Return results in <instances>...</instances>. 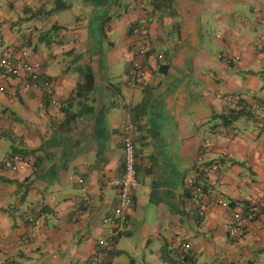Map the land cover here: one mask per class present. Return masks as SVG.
<instances>
[{
    "label": "crops",
    "instance_id": "0c3cea01",
    "mask_svg": "<svg viewBox=\"0 0 264 264\" xmlns=\"http://www.w3.org/2000/svg\"><path fill=\"white\" fill-rule=\"evenodd\" d=\"M52 4L0 0V50L52 85L24 89L0 71V264H87L99 238L101 264H264V204L242 234H226L233 215L264 202V0H171L170 13L148 0ZM70 8L71 22L52 19ZM81 67L92 88L69 102ZM235 95L243 102L230 104ZM251 103L230 124L217 116ZM86 106L64 130L66 112ZM126 120L138 186L115 228L101 219L117 200L107 182L122 171ZM212 162L219 168L202 177ZM191 181L223 205L198 216Z\"/></svg>",
    "mask_w": 264,
    "mask_h": 264
},
{
    "label": "built area",
    "instance_id": "2783aa9c",
    "mask_svg": "<svg viewBox=\"0 0 264 264\" xmlns=\"http://www.w3.org/2000/svg\"><path fill=\"white\" fill-rule=\"evenodd\" d=\"M131 32L136 34L138 28L132 27ZM256 44L264 45V35L258 36L256 39ZM139 55H143L145 50L143 47H139L137 50ZM13 59L16 58L12 56ZM11 51L10 49L0 50V67L6 69L7 74L20 78L23 81V88L27 89L30 87L40 86L44 89V92L51 93L52 85L50 80L41 76L40 73L30 62H24L21 60H11ZM225 62H228L229 59L225 58ZM131 84H137L140 81L141 66L138 62H132L131 64ZM230 104L234 105L236 103L243 102L241 96H232L229 98ZM52 104H57L55 99H51ZM252 110L255 109V103L250 104ZM133 131V123L130 120H126L122 126L121 133V143H122V171L118 177H115L107 182V185H110L116 189L117 200L115 205L111 209V215L104 216L101 221L107 225H113L115 228H119L126 220L127 212L132 204V192L137 188L138 182L136 180V170H135V161H134V146L131 139V132ZM231 156V154H229ZM15 158V157H14ZM15 159H18L16 157ZM219 164L212 162L206 164L200 168V175L202 177H207L212 172L217 171ZM190 189V204L195 208V211L198 216L203 215L205 205L210 206H219L223 205L222 198L219 196H209V194L201 187L197 182L191 181L189 183ZM263 201H256L252 204L246 206V208L241 212L233 215L230 224L227 226L226 234L229 238H235L239 236L246 230V225L253 221L259 209L263 206ZM105 238L97 239V248L94 250L92 255L89 257L87 264H101L102 259L105 255ZM180 251L186 252L189 248L188 243L179 244ZM170 264H179L178 262H172Z\"/></svg>",
    "mask_w": 264,
    "mask_h": 264
},
{
    "label": "trees",
    "instance_id": "16d2710c",
    "mask_svg": "<svg viewBox=\"0 0 264 264\" xmlns=\"http://www.w3.org/2000/svg\"><path fill=\"white\" fill-rule=\"evenodd\" d=\"M148 3L155 10H160V11H163V12H166V13H170L171 12V11L166 10V9H170L171 0H169V1H165V0H161V1L148 0ZM67 7H69L68 0H53L52 7L50 8L49 11L65 9ZM138 26L139 25L137 23H132L130 27L132 28V27H138ZM262 46H264V45L259 44V47H262ZM4 49H10L11 57L14 56L13 48H11L9 46H5L1 50H4ZM14 59L15 60H21V61H24V62H27V61L30 62V60L25 58V57H16ZM14 59H13V57L11 58L12 61L16 62ZM164 68H166V67L162 66L160 69H164ZM0 71L3 72L4 74H7L6 69H4L3 67H0ZM79 73L81 75V82L76 84L75 89L73 91V94L70 95L69 98H68L69 102L74 100V99H77L81 95L87 94L92 88L93 76H92V73H91L90 69H88L87 67H81ZM43 77H45V76H43ZM45 79H47V77H45ZM245 106H247V104H245ZM245 106L244 107H240L239 109L229 107L226 110V112H224L223 114L217 115V116L221 117L223 123L230 124L231 121L236 119L239 115L245 114V113H249V110L250 109L252 110V108H250L249 106L247 108ZM67 108L68 107H66V105L63 106V109H65L66 111H68ZM89 109H90L89 106H86L83 109V111H81L82 109H80V110H78L76 112H72L70 114H67L68 112H66V115H65V117L63 119V122H62L65 125L64 126V130H67L66 127H68L67 124L69 123L70 120L74 119L75 117H78L83 112L89 111ZM194 182H197V181H194ZM186 198L187 199L190 198V189L189 188H188V190L186 192ZM183 259L185 260L186 258H183ZM175 262H178L179 264H185L183 260L182 261H177L176 260Z\"/></svg>",
    "mask_w": 264,
    "mask_h": 264
},
{
    "label": "rangeland",
    "instance_id": "374dc122",
    "mask_svg": "<svg viewBox=\"0 0 264 264\" xmlns=\"http://www.w3.org/2000/svg\"><path fill=\"white\" fill-rule=\"evenodd\" d=\"M74 13H75V11L73 9H71V8L66 9L63 12L52 14V17H53L52 19L57 20V18H58V20L60 22L69 23L73 19ZM263 70H264V61H263ZM223 199L226 200V197L223 196Z\"/></svg>",
    "mask_w": 264,
    "mask_h": 264
}]
</instances>
